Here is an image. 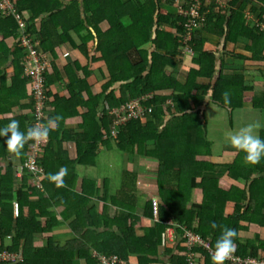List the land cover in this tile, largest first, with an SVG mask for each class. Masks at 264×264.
<instances>
[{
    "label": "trees",
    "instance_id": "trees-1",
    "mask_svg": "<svg viewBox=\"0 0 264 264\" xmlns=\"http://www.w3.org/2000/svg\"><path fill=\"white\" fill-rule=\"evenodd\" d=\"M9 1L12 8L0 12V127L15 119L23 132L36 122L32 76L25 75L33 52L51 67L43 74L42 123L49 129V139L37 158L39 176L23 170L24 182L15 189L16 173L34 140L29 139L15 156L0 138V264H74L75 260L103 264L101 257L114 256L125 264L132 256L138 264H166V259L170 264H188L185 235H197L214 250L223 228L237 232L234 256L264 259V236H242L252 226L264 229V158L250 165L244 153L235 150L213 159L204 110L211 104L231 116L246 104L264 108V97L252 93L254 88L247 83V78H254L264 85V0ZM194 7L196 17L190 15ZM191 21L198 26L192 27ZM206 43L222 45L221 55L218 49L206 50ZM231 44L236 48L228 50ZM185 47L193 54L184 53ZM72 50L87 65L69 60ZM63 56L68 63L62 69L58 60ZM227 56L236 68L226 64ZM185 62L188 71L175 73ZM248 62L255 65H245ZM97 63L102 64L99 70L106 83L94 94L85 80ZM62 78L69 96H52L48 89ZM132 101L144 108L143 119L127 120L112 136L110 112ZM56 116L60 119L51 127L48 121ZM75 116L81 122L71 134L66 126ZM258 136L264 139V129ZM67 141L74 142L73 159L64 148ZM114 149L128 154L127 159L120 155L125 162L121 184L117 191H108L105 178L100 195L101 182L89 170H99L102 152ZM133 155L152 159L158 166V214L153 212V198L143 207V218L154 220L152 227L144 226L135 210L136 172L126 168ZM61 166L67 174L57 187L47 174ZM221 167L226 173H213ZM81 169H88V174L83 170L80 175ZM197 193L201 202L194 200ZM98 202L103 205L101 213ZM60 207L64 210L58 214ZM112 208L114 214L109 212ZM168 221L176 240L160 253ZM64 226L69 228L67 235L53 233ZM193 251V264H212L208 250ZM8 255H15V260Z\"/></svg>",
    "mask_w": 264,
    "mask_h": 264
},
{
    "label": "crops",
    "instance_id": "crops-1",
    "mask_svg": "<svg viewBox=\"0 0 264 264\" xmlns=\"http://www.w3.org/2000/svg\"><path fill=\"white\" fill-rule=\"evenodd\" d=\"M8 43L11 45L12 43L10 41H8ZM221 46L222 45H215L213 43H206L205 45V49L206 50H219V54L221 55L222 51H221ZM235 49V45H229L228 46V50L231 49ZM238 50H240L242 48V45H238L237 46ZM67 52V51H65ZM66 54V53H65ZM68 54L70 56L71 61H78L79 64H81L82 66L87 65V60L78 52V51H74L72 50L71 52L68 51ZM225 61L226 64L229 65L232 68H236V63H234V61L232 60V58H230L229 56L225 57ZM68 63V59H65V57L63 56L62 58H60V61L58 60V67H61L62 69L64 68V65ZM97 65L98 67H101V63L100 64H94ZM245 65H255V63L253 62H248L245 63ZM53 72V69L51 70V73ZM64 74V73H63ZM65 75V74H64ZM65 78V77H64ZM62 78L61 81H57L56 84H53L48 90L51 93L52 96L54 95H60L61 97H68L69 94L67 92V88H66V79ZM88 78V76L86 77V79ZM87 82V80H85ZM247 83L251 86H253V92L255 95L257 96H262L264 97V85L258 81V79L254 80V78L248 79L247 78ZM206 112V115L209 114V117L207 116V130H208V140L212 143L211 145V157L213 159H218L219 157L224 156L226 153H230V152H234L235 149L230 145V143L228 142V137H227V133L229 131H236L237 129H239L240 127H243L245 125L248 124H255L257 125L255 131L256 134L258 135V133L264 129V108L263 109H257V108H253L252 106L246 104L243 108L235 110L231 113V116L229 115L228 111L222 108H219L215 105H211L209 104L208 106H206V108L204 109ZM213 116V117H211ZM80 120V121H79ZM81 122V118L79 116H75V118H70L68 119V124H67V128L69 130V133L74 134V131L76 130V128L78 127V125ZM64 148L67 149L69 151V157L70 158H75L76 156V148L74 146V142L73 141H67L64 143ZM134 158H138L137 161H140L139 159H141V155L140 156H135L133 155L132 160H127L128 162H132V172H136V178H137V186H136V195H137V199H136V207L135 210L137 212V215L139 214V216L141 218H143V214H144V205L146 200L150 199V198H155L152 193L151 195L149 194V192L151 190H155L156 192L154 193V195L157 193V189H156V171H157V163L152 160V159H144L146 161H149L150 164L155 165V173H137L136 169V165H135V160H133ZM127 159V158H126ZM198 160L200 161H210V158L208 157H203V158H198ZM127 162V163H128ZM123 163L124 160H123ZM19 167V166H18ZM17 168V167H16ZM15 168V169H16ZM127 168V165H126ZM221 168H216L218 170L214 171L213 173H226L225 169ZM128 169V168H127ZM81 169L80 175H82L85 171L86 174H88V169ZM89 174L91 175H95V178L97 179L98 183H100V195L103 194V190H104V183L103 181L105 180V178L107 179V182L109 183V190L111 191H117L120 187L121 184V180L118 181L117 183H113V181L107 177V176H101V174L97 173V171H92L89 170ZM17 176H19L16 173ZM264 176V174L262 175ZM88 177V176H87ZM83 180V177H80L79 183ZM140 182H143V188H141ZM77 185V191H80V185ZM118 188V189H117ZM153 188V189H152ZM94 190V189H93ZM112 192V193H113ZM102 202H98L97 204V209L99 211V213H101L102 210ZM64 210V207H60L58 209V214H60L62 211ZM115 208H112L109 210L110 213H115ZM230 209L228 210L229 213ZM60 220L62 221V218L60 217ZM142 224L144 226L147 227H152L154 225V220L152 218H148L145 219L143 218V222ZM103 227V226H102ZM65 229H56L53 231V233L55 234H66L69 231V228L64 226ZM68 228V229H67ZM104 229V227H103ZM67 235V234H66ZM172 236V234H171ZM243 237H251V238H260L264 236V229L256 227V226H252L251 229L249 230V232H243L242 234ZM173 243H175V241L171 242V245H174ZM161 249V248H160ZM163 250V248L160 250ZM166 261H168V259H166ZM74 264H82L80 261L75 260ZM129 264H138V259L134 256L129 258ZM155 264H161V263H155Z\"/></svg>",
    "mask_w": 264,
    "mask_h": 264
},
{
    "label": "clouds",
    "instance_id": "clouds-1",
    "mask_svg": "<svg viewBox=\"0 0 264 264\" xmlns=\"http://www.w3.org/2000/svg\"><path fill=\"white\" fill-rule=\"evenodd\" d=\"M223 96H224L225 103H227L228 102L227 92H225ZM205 100L208 101L207 97L205 98ZM59 119L60 117L56 116L54 119H50L48 121V124L54 125L55 121H58ZM256 127L257 125L255 124H248L243 127H240L234 132L229 131L227 133L228 142L230 143V145L235 150L243 152L244 161L250 165H255L261 160V158H264V139H261L256 134V131H255ZM48 130H49L48 127L40 128L38 126H32L22 132L19 130L18 121L15 119H12L5 126L0 127V138H4L3 143L10 153H12L15 156H19L21 154L20 150L22 149L24 144L29 139H32L34 141L45 139L47 137ZM17 173L19 174V171ZM66 174H67V168L64 166H61L57 172L48 173L47 176L50 182H53L55 186L59 187L63 185L62 177L65 176ZM152 200L154 202L153 212L156 216L158 214V208L156 204L157 199L153 198ZM166 224H168V227L161 234V248H165L167 246L172 247L173 245H171L170 243L176 240L175 229L173 227V223L171 221H168ZM212 227L213 228L216 227V224L214 222L212 224ZM187 235L188 234L185 235L186 248L189 251V254L187 255L188 256L187 261H188V264H193L194 258L196 257V253H194L193 251L194 248L203 247L205 250H208V252L209 250H212V249H210V247L206 248L204 246H199L198 244L190 247L188 244ZM236 236H237V232L234 228H223L221 230V234L218 237V239L215 241L214 250H212L213 253L211 254V257H210L212 264H225V261L231 258L232 254L235 251L234 238ZM117 258L119 259L118 264H125L124 260L120 259L119 257ZM247 258L260 259V258H252V257H245L242 259H247ZM168 263L170 264L169 261Z\"/></svg>",
    "mask_w": 264,
    "mask_h": 264
},
{
    "label": "built area",
    "instance_id": "built-area-1",
    "mask_svg": "<svg viewBox=\"0 0 264 264\" xmlns=\"http://www.w3.org/2000/svg\"><path fill=\"white\" fill-rule=\"evenodd\" d=\"M9 8H12V4L10 3L9 0H0V12H1V9L3 11H6ZM197 12H198L197 9H195L194 7L190 11V15H192L193 17H196L198 16ZM191 26L197 27L198 23L195 21H191ZM23 43L26 44V39L23 40ZM184 53H187L189 55L193 54L191 49L188 47L184 48ZM42 64L44 65V67L42 66ZM48 67H50V64L47 60L41 61V59L35 56L34 53L32 52L29 57L26 69H25V75L32 76V81H31L32 90L35 92V97L37 99L36 112H35L36 122L34 123V126H38L40 128L46 127L42 123V120L45 117L43 112L45 109L44 102L46 98L43 74H44V71L48 70ZM111 113L114 116L111 134L112 136L115 137L119 131V127L127 120L133 119V118L134 119L138 118L140 120L143 119L145 110L143 107H140V103L138 101H134V102L132 101L130 104H128L125 107L113 109ZM44 142L45 143L48 142L47 137L45 139L35 140L33 145L29 147L28 152H27V160L25 163H23V165H21L19 174H18L19 176H21L20 172L22 173L23 170H27L33 175L39 176V174L41 173V168L37 164V158L40 156L41 150L43 148L42 143ZM15 209L16 211L18 210L17 204L15 206ZM187 236H188V244L190 247L198 244L199 246H204L206 248H209L208 244L205 243L200 237L195 236L193 234H188ZM209 252L210 254L213 253L212 250H209ZM15 258H16L15 255H8L7 259L14 261ZM100 259L103 264H118L119 263V259L116 256L110 257V258L101 257ZM228 261H230V263L232 264H264V259H250V258L242 259L240 257L234 256L233 254L231 258L228 259Z\"/></svg>",
    "mask_w": 264,
    "mask_h": 264
},
{
    "label": "rangeland",
    "instance_id": "rangeland-1",
    "mask_svg": "<svg viewBox=\"0 0 264 264\" xmlns=\"http://www.w3.org/2000/svg\"><path fill=\"white\" fill-rule=\"evenodd\" d=\"M256 18V17H255ZM165 28V26H164ZM165 29H168L170 30L169 27H166ZM28 41L26 40V45H28ZM33 55V54H32ZM50 64V63H49ZM188 62H185L184 64H182L177 70H174L175 73L177 74H185L187 71H188ZM42 66L44 67V65L42 64ZM91 68L94 70V71H91V75L89 76V78H87V84H89L91 87H92V90H93V93H99L101 92V87L102 85H104L106 83V78H105V75H103L101 73V71L99 70V67L97 65H93L91 66ZM48 69L50 70L51 68L48 67ZM82 74L79 73V77H81ZM82 79V78H81ZM110 115H112V113L110 112ZM207 116L209 117V114L206 115V112H205V119L207 121ZM213 117V116H211ZM214 118V117H213ZM80 121V120H79ZM51 127H55V125H51ZM116 135V133H115ZM47 139L48 136H47ZM120 155H124L123 159H126L127 158V155L128 154H120V152H117L116 149H114L113 152H107V151H103L102 154L100 155V161H99V164L101 165V168H99V170L97 169V173L101 174V173H104L105 175H107V177H109L113 183H117L118 181H120L121 179V171H122V160H121V156ZM129 157V156H128ZM138 159V158H137ZM136 158H134L133 160H135V165L137 167L136 171L138 173H155V165H152L149 163V161H146L144 159L146 158H141L139 159L140 161H137ZM5 167V166H4ZM127 168L128 170H132V162H128L127 163ZM102 170V171H101ZM18 174V173H17ZM21 176H15L17 181L15 182V189L18 188L20 186V184H22L24 182V180H21L22 178V173L20 172ZM140 185H141V188L142 189L143 187V182H140ZM118 189V188H117ZM153 189V188H152ZM156 191L154 190H151L149 192V194L152 195L156 198L157 194L154 195ZM194 195V200L196 202H201V194L197 193V194H193ZM157 199V198H156ZM34 243L36 245H41L42 244V241L40 240H35Z\"/></svg>",
    "mask_w": 264,
    "mask_h": 264
},
{
    "label": "water",
    "instance_id": "water-1",
    "mask_svg": "<svg viewBox=\"0 0 264 264\" xmlns=\"http://www.w3.org/2000/svg\"><path fill=\"white\" fill-rule=\"evenodd\" d=\"M166 264H169L168 261L166 262Z\"/></svg>",
    "mask_w": 264,
    "mask_h": 264
}]
</instances>
